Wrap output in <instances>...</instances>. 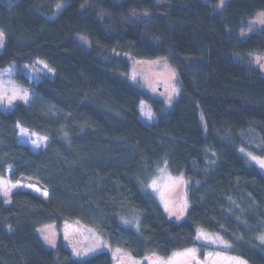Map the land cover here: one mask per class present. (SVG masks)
Returning a JSON list of instances; mask_svg holds the SVG:
<instances>
[{
  "label": "trees",
  "instance_id": "16d2710c",
  "mask_svg": "<svg viewBox=\"0 0 264 264\" xmlns=\"http://www.w3.org/2000/svg\"><path fill=\"white\" fill-rule=\"evenodd\" d=\"M262 12L264 0H0V77L31 91L0 109V176L12 168L11 180L48 192L0 196V264H113L107 251L74 259L62 239L47 247L38 228L64 223L136 257L188 249L203 229L264 264V174L241 152L264 156V74L252 60L264 28L240 37ZM160 58L181 86L170 108L127 77L131 60ZM36 62L52 76L30 78ZM20 127L46 148L21 143ZM163 163L188 182L182 221L144 190Z\"/></svg>",
  "mask_w": 264,
  "mask_h": 264
},
{
  "label": "rangeland",
  "instance_id": "374dc122",
  "mask_svg": "<svg viewBox=\"0 0 264 264\" xmlns=\"http://www.w3.org/2000/svg\"><path fill=\"white\" fill-rule=\"evenodd\" d=\"M222 5L223 3L219 7ZM134 17L142 19L144 15L135 14ZM250 25L249 30L240 34L241 39H246L252 29L264 28V12L259 13ZM3 47L4 36L0 33V52ZM252 60L264 74V54L252 55ZM26 71L30 78L37 81L41 75L52 76L40 62H36L34 68H27ZM127 77L132 84L146 90L168 108L173 106L181 94L178 75L166 59L131 60ZM30 94V90L15 86L4 77H0V109L7 111L17 103H27ZM138 116L146 126H152L156 119L147 102L141 103ZM19 141L29 145L35 152L43 151L48 143L47 139L21 127ZM241 152L264 174V156H255L244 149ZM11 171L12 168H8L6 176H0V196L5 201H9L12 193L19 189L29 190L45 199L48 198V192L33 179L11 180L9 177ZM144 190L155 196L169 217L176 221H182L187 217L190 206L188 182L182 177L172 175L166 163L156 169L152 179L144 185ZM38 233L45 245L52 249L62 239L71 251L72 257L79 260L107 251L111 254L113 264H251L242 256L233 253L232 245L223 236L203 229L197 230L194 246L177 251L168 257L159 255L136 257L111 247L95 229L80 223L45 225L38 228Z\"/></svg>",
  "mask_w": 264,
  "mask_h": 264
}]
</instances>
